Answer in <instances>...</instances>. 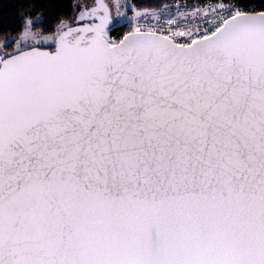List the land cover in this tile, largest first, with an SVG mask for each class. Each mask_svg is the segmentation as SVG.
<instances>
[{"label": "snow or ice", "instance_id": "snow-or-ice-1", "mask_svg": "<svg viewBox=\"0 0 264 264\" xmlns=\"http://www.w3.org/2000/svg\"><path fill=\"white\" fill-rule=\"evenodd\" d=\"M73 7L0 33V264H264V0Z\"/></svg>", "mask_w": 264, "mask_h": 264}, {"label": "trees", "instance_id": "trees-1", "mask_svg": "<svg viewBox=\"0 0 264 264\" xmlns=\"http://www.w3.org/2000/svg\"><path fill=\"white\" fill-rule=\"evenodd\" d=\"M133 7L148 12L157 10L172 1H181L188 4H204L213 0H130ZM91 3L92 0H0V33L16 37L23 30L25 20L42 17L41 26L47 31L59 18H70L75 15L73 5L77 3ZM262 0H240L244 6H259ZM127 30V23H122L120 31ZM115 36L119 32L112 33ZM3 36H0V40ZM14 47V46H13ZM11 50V49H9Z\"/></svg>", "mask_w": 264, "mask_h": 264}, {"label": "built area", "instance_id": "built-area-1", "mask_svg": "<svg viewBox=\"0 0 264 264\" xmlns=\"http://www.w3.org/2000/svg\"><path fill=\"white\" fill-rule=\"evenodd\" d=\"M207 3H212V2H207ZM204 4H188L184 3L181 1H172L165 6L161 7L160 9L157 10H151L146 13L153 14L150 17H145L142 19H149L151 23H155L157 20H159L161 23L167 20L170 17H174L177 19H181L184 16H189L191 17L192 10L195 7H200ZM132 16H134L133 12H131Z\"/></svg>", "mask_w": 264, "mask_h": 264}, {"label": "rangeland", "instance_id": "rangeland-1", "mask_svg": "<svg viewBox=\"0 0 264 264\" xmlns=\"http://www.w3.org/2000/svg\"><path fill=\"white\" fill-rule=\"evenodd\" d=\"M120 3H121V4H129V5L132 6V9H134V10H138V9H136V8L133 7V5H132V3H131L130 0H120ZM159 9H160V8H159ZM139 11H142V10H139ZM121 12H122V13H126V15H127L130 19H135V17L132 16V14H131V12H133L132 10H129V9H127V8H122V9H121ZM143 12H144V11H143ZM133 14H134V13H133ZM122 23H127V21H123Z\"/></svg>", "mask_w": 264, "mask_h": 264}]
</instances>
